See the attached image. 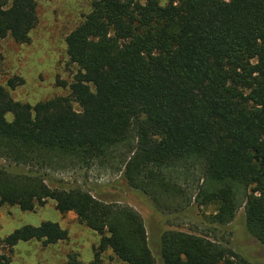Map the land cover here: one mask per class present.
I'll list each match as a JSON object with an SVG mask.
<instances>
[{"label":"trees","instance_id":"16d2710c","mask_svg":"<svg viewBox=\"0 0 264 264\" xmlns=\"http://www.w3.org/2000/svg\"><path fill=\"white\" fill-rule=\"evenodd\" d=\"M36 7L0 0V39L28 43ZM65 43L78 67L67 96L29 105L0 86V158L10 164L0 167V206L52 200L73 212L100 236L96 264L108 250L118 264H261L223 234L243 205L246 232L264 246V0H93ZM67 165L118 173L165 221L213 205L217 237L152 235L133 208L45 173ZM67 238L44 221L0 242L11 251Z\"/></svg>","mask_w":264,"mask_h":264},{"label":"rangeland","instance_id":"374dc122","mask_svg":"<svg viewBox=\"0 0 264 264\" xmlns=\"http://www.w3.org/2000/svg\"><path fill=\"white\" fill-rule=\"evenodd\" d=\"M92 1L36 0L37 23L30 31L29 42L18 43L9 36L0 39V86L8 90L14 101L34 105L69 94L68 87L78 67L66 53L65 38L90 12ZM159 2L163 5L167 0ZM10 79H21L22 82L11 89L8 86ZM73 107L79 110L76 103ZM7 119L11 120L12 115H7ZM9 165L0 158V167ZM45 171L55 181L74 184L97 198L133 208L142 217L146 231L152 235L157 236L162 230H179L210 239L217 237V229L208 224L209 217L215 210L213 205L195 208V217L165 221L150 208L140 193L127 188L118 173H104L95 168L70 165ZM243 213L242 205L225 227L224 239L234 252L264 264V246L259 245L246 232ZM44 221L58 223L67 231L68 238L48 246L35 240L18 242L11 251L0 242L8 264H70L71 259L76 264H96L94 248L98 245L100 236L79 222L73 212H58L52 200L36 206L32 211L1 205L0 240L24 225L38 226ZM111 256V251H106L100 256V263L118 264L115 259H110Z\"/></svg>","mask_w":264,"mask_h":264}]
</instances>
